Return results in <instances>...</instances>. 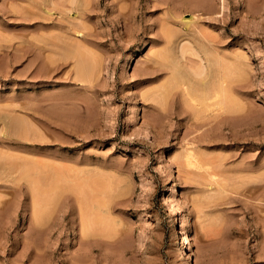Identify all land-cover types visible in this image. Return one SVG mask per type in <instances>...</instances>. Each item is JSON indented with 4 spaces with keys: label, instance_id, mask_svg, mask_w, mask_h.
Here are the masks:
<instances>
[{
    "label": "rangeland",
    "instance_id": "374dc122",
    "mask_svg": "<svg viewBox=\"0 0 264 264\" xmlns=\"http://www.w3.org/2000/svg\"><path fill=\"white\" fill-rule=\"evenodd\" d=\"M223 3L0 0V264H264V0Z\"/></svg>",
    "mask_w": 264,
    "mask_h": 264
},
{
    "label": "bare ground",
    "instance_id": "6f19581e",
    "mask_svg": "<svg viewBox=\"0 0 264 264\" xmlns=\"http://www.w3.org/2000/svg\"><path fill=\"white\" fill-rule=\"evenodd\" d=\"M222 3H223V0H222ZM208 4H210V3H208ZM223 5H224V3H223ZM222 9H223V8H222ZM182 21L185 22V23L187 22V20H185V19H182ZM168 40H169V39H168ZM182 49H183V48H181V52H182ZM75 51H76V50H75ZM77 51H78V50H77ZM165 51H166V50H164V52H165ZM184 51H185V50H184ZM164 52H161V55H159V56H161V57L163 58L162 54H165ZM69 53H70V52H69ZM73 53H75V52L73 51ZM78 53H79V52H78ZM78 53H76V56H74V57H77V54H78ZM159 53H160V52H159ZM167 53H168V52L166 51V54H167ZM79 54H82V53H79ZM71 55H72V57H73V54H71ZM82 56H83V54H82ZM79 57H80V56H79ZM164 57H165V58L168 57L167 59H169L170 56L168 55V56L166 57V55H165ZM77 59H79V58L77 57ZM77 59H76V60H77ZM160 59H161V58H160ZM163 59H164V58H163ZM79 60L81 61L82 58L79 59ZM171 60L173 61V59H171ZM176 60H177V59H176ZM80 61H77V62H80ZM157 61H160V60H157ZM217 61H218V60H217ZM82 62H83V61H82ZM162 62H163V60H162ZM212 62H216V60H215V61H212ZM212 62L210 61V63L208 64L207 67L211 68L209 65H210ZM154 63H157L156 60H155ZM158 63H159V62H158ZM216 63H217V62H216ZM86 64H87V63H86ZM166 64H167V67H168V64H171V63L169 62V63H166ZM172 64H173V65H170V66H171L173 69H172V68L170 69L171 72L168 70L169 74L172 73V74L170 75V76L172 77V80H171V81L168 80V77H169V75H168V77H167V80H168V81L165 82V85L168 83V84H167V86H168L167 88H169V86H171V84H172V86L174 85V88L178 87L179 85H180V86H181V85L184 86L185 88H184V87L181 88V87H182V86H181L180 89H181V90L184 89L185 92H186V90L189 91V92H186L185 94L187 95V93H188V96H190L189 98L194 102L193 105L196 107L195 110H197V109H198V110L200 109L201 111H202L203 109H205V111H207V110H215V108H217V107H219L220 109L222 108V111H223V110H226V111L229 110V109L227 108L228 104L226 103L225 100H224V101H221V102H218V101H220V100L222 99V96H221V98L219 97L220 95H223V99H228L227 97L225 98V96H226L227 94L224 96V93H226L227 91H226V89H224L223 86H222V87L220 86V83H219V84L215 83V84H217L219 87H221L220 89H219V87L217 86L218 88L215 87V90L212 91L211 89H214V87L211 86L212 84H214V83H212L210 86H209L208 84H205L206 86L203 85L204 87H207V86H208V87L211 88V89H207V88L202 89L203 86H202V87H199V86H200V85H199L198 87L201 88V91H200V89H198V88H197V89L199 90L200 93H199L197 90L192 91V92H193V93H192L191 90H193V89H191V88L189 89V85H187V81L190 82V81L193 80L192 83H193V82L195 83L193 86L198 85V84H197L198 82L196 83L194 79H189L190 76L188 77V75L185 76L187 73H186L185 70L182 69L181 67H180V68L182 69V71H181V69H180V71L183 72V70H184V72H185L186 74H183V75H182V73H180V72H176V70H175V66H174V64H175L174 61H173ZM80 65H81V62H80ZM80 65H78L77 67H78V68H82V67H80ZM213 65L216 66L215 64H213ZM81 66H82V65H81ZM164 66L166 67L165 63H164ZM170 66H169L168 68H170ZM178 66H179V63H178ZM217 66H218V64H217ZM217 66H216V67H217ZM87 67H88V66H87ZM176 67H177V66H176ZM200 67H201V68H200ZM200 67H197L199 72L203 70V69H202V66H200ZM157 68H158V67H156V69H157ZM168 68H167V69H168ZM203 68H204V67H203ZM213 68H215V67H213ZM218 68H219V67H218ZM154 69H155V68H154ZM154 69H153V70H154ZM167 69H166V70H167ZM178 69H179V67H178ZM199 69H202V70H199ZM207 69H208V68H207ZM77 70L81 71V69H77ZM158 70H159V68H158ZM172 70H173V72H172ZM209 70L212 71V68L209 69ZM79 71H78V72H79ZM88 71H89V70H88ZM92 71H93V69H92ZM92 71H91V72H92ZM155 71H156V70H155ZM194 71L196 72V70H194ZM194 71H193V72H194ZM203 71H204V70H203ZM214 71H216V70H214ZM214 71H212V72H214ZM174 72H175V74H174ZM193 72H192V75L194 74ZM92 73H93V72H92ZM152 73H153V72H152ZM197 73H198V72L195 73L196 76H199V75L201 74V72H200V74H198V75H197ZM202 73H203V72H202ZM209 73H210V72H209ZM217 73H218V72H217ZM214 74H215V73H214ZM214 74H211V75L213 76ZM90 75H92V74H90ZM192 75H191V76H192ZM204 75H205V74H204ZM204 75H203V76H204ZM206 75H207V74H206ZM208 75H209V74H208ZM215 75H216V74H215ZM212 76H211V80L214 78V77L212 78ZM87 77H88V76H87ZM171 77H169V79H171ZM187 77H188V78H187ZM192 77H195V76H192ZM192 77H191V78H192ZM149 78H151V77H149ZM152 78H156V76H155V77H152ZM217 78H218V76H217ZM188 79H189V80H188ZM200 79H201V78H200ZM208 79H209V78H208ZM208 79H207V80H208ZM197 80H198V79H197ZM211 80H210V81H211ZM221 80H222V78H221ZM223 80H224V79H223ZM200 81H201V80H200ZM214 81H216V80H213V82H214ZM189 82H188V83H189ZM217 82H218V81H217ZM221 82H222V81H221ZM190 83H191V82H190ZM201 83H203V82H201ZM201 83H199V84H201ZM209 83H210V82H209ZM203 84H204V83H203ZM223 84H224V83H223ZM223 84H221V85H223ZM185 85H186V86H185ZM191 85H192V84H191ZM162 86L164 87V84H163V83H162ZM172 86H171L170 91H169L168 89L165 88L166 90H168L167 94L170 93V92H172V90L174 89ZM163 87H161L162 90H163L164 92H166V91L163 89ZM193 88L196 89V87H193ZM176 89H177V88H176ZM222 89L224 90V93H223V90H222ZM202 90H204V91H202ZM209 90H210V91H209ZM220 90H221V93H223V94H219V93H220ZM163 91H162V93H164ZM182 92H183V91H182ZM190 92H191L192 94H191ZM194 92H195L197 95H195ZM197 92L199 93V95H198ZM193 94H194V95H193ZM163 95H165V94H163ZM218 97L220 98V100H218ZM188 100H189V99H188ZM217 100H218V101H217ZM189 101H190V100H189ZM228 101H229V100H228ZM228 101H227V102H228ZM191 103H192V102H191ZM191 103H190V105H191ZM228 103H229V102H228ZM190 105H189V106H190ZM193 105H192V106H193ZM194 106H193V107H194ZM190 107H191V106H190ZM219 108H218V109H219ZM131 109H132V107H131ZM193 109H194V108H193ZM216 110H217V109H216ZM226 111H225V112H226ZM11 123H12V122H11ZM12 125H13V123H12ZM195 153H197V152H195ZM195 153H194V151H192V149L190 148V149H187L186 152H185V154H184V159H185L186 164H187V165H190L191 167L197 165L198 162L201 160L200 158L197 157L198 155L195 154ZM199 164H201V163H199ZM197 166H198V165H197ZM186 223H187V218L182 217L181 220H180V225H181L182 230H185V225H186ZM181 253H182V256L185 257V258H184V259H185V264H189V263H188V261H189V260H188V256H187V253H186V250H185L184 247L182 248Z\"/></svg>",
    "mask_w": 264,
    "mask_h": 264
}]
</instances>
